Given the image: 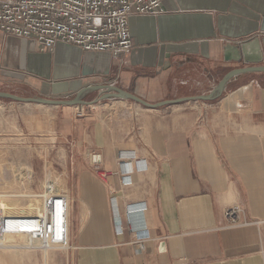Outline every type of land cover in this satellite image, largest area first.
<instances>
[{"label": "crops", "instance_id": "crops-1", "mask_svg": "<svg viewBox=\"0 0 264 264\" xmlns=\"http://www.w3.org/2000/svg\"><path fill=\"white\" fill-rule=\"evenodd\" d=\"M165 7L131 18L133 48L121 55L66 42L42 51L33 39L0 32V91L72 100L95 88L79 105L0 98V180L8 179L9 101L24 104L13 106L24 131L64 134L71 165L81 167L70 192L62 180L53 183L69 200V246L18 249L5 264H264V71L230 78L210 100L147 107L137 118L99 108L120 99L105 98L101 85L151 102L211 94L228 72L249 65L226 60V44L235 51L257 38L264 56V0H167ZM6 195L41 198L43 208L39 192ZM234 205L243 210L238 224L225 214ZM142 232L146 248L138 252Z\"/></svg>", "mask_w": 264, "mask_h": 264}, {"label": "built area", "instance_id": "built-area-1", "mask_svg": "<svg viewBox=\"0 0 264 264\" xmlns=\"http://www.w3.org/2000/svg\"><path fill=\"white\" fill-rule=\"evenodd\" d=\"M166 1L0 0V32L33 39L42 51H53L58 42H66L86 51L127 54L133 48L131 18L163 14ZM84 114V106L79 107L77 117ZM119 156L122 158L124 152L120 151ZM94 171L101 177L107 175L98 165ZM39 195L44 198L41 214L5 215L0 212V238L7 234H22L29 236L28 247L40 250L53 246L67 248L69 200L66 194L54 192L52 182H47ZM242 211L239 205H234L225 214L233 224H238ZM132 213L127 212L129 225ZM146 237L145 232L139 235L138 252L146 248Z\"/></svg>", "mask_w": 264, "mask_h": 264}, {"label": "rangeland", "instance_id": "rangeland-1", "mask_svg": "<svg viewBox=\"0 0 264 264\" xmlns=\"http://www.w3.org/2000/svg\"><path fill=\"white\" fill-rule=\"evenodd\" d=\"M7 103H9L6 111L8 136L4 146H6L5 152L8 155V164L5 166L8 179L0 180V191L5 194L16 192L42 193L47 182H52L53 185L58 178L64 182V192H70L67 185L70 184L71 178L78 179V175L74 174L81 167L71 165L70 156L73 154L67 145L65 135L61 132H49L47 130H37L33 133L24 131L21 126V117L17 109L13 108L14 105L24 106V104H14L10 101ZM105 103L99 107L100 110H105L111 117L115 118H137L142 116L147 108L141 103L124 98ZM39 106L44 108L42 105ZM0 110H4L3 103H0ZM0 167L2 168L1 179L4 166L0 164ZM53 190L54 192H61L57 188L55 190L54 186ZM41 200V198L38 199L39 203H42ZM28 209L27 206L22 208V210Z\"/></svg>", "mask_w": 264, "mask_h": 264}, {"label": "water", "instance_id": "water-1", "mask_svg": "<svg viewBox=\"0 0 264 264\" xmlns=\"http://www.w3.org/2000/svg\"><path fill=\"white\" fill-rule=\"evenodd\" d=\"M230 44L225 45V59L228 61H241L243 58L244 63H248V66L245 67H239L231 70L228 72L220 84L215 88V90L209 94V95H199V96H189V97H180V98H174V99H166L158 102H151L137 94L136 92H131L129 90L123 89L116 85H101L98 88L104 89L106 92L104 94L105 98H112V97H119L124 99H130L133 101H136L138 103L143 104L144 106L148 108H158L162 106H167L171 104H177L186 100H210L214 98L218 93H221L224 91L227 82L230 78L244 73V72H250V71H256L261 70L264 71V65H261L260 63L263 62L264 56L262 51H260V42L257 38L239 43L235 47L236 50H232V47L229 46ZM97 88V89H98ZM89 89H95L94 87L90 86L88 88H84L81 90L76 98L72 100H65V99H49V98H39V97H23L18 96L10 92L6 91H0V98H8L15 101H21V102H38V103H44V104H54V105H79V104H87V100L84 99L85 93Z\"/></svg>", "mask_w": 264, "mask_h": 264}, {"label": "bare ground", "instance_id": "bare-ground-1", "mask_svg": "<svg viewBox=\"0 0 264 264\" xmlns=\"http://www.w3.org/2000/svg\"><path fill=\"white\" fill-rule=\"evenodd\" d=\"M1 175H2V168L0 167V176ZM56 193H62V192H56ZM24 206H27L29 208L28 211L30 213L31 212L33 213L34 211V212H39V214H41L44 210V200H43V208H42L39 206L38 201L35 198L10 196L0 191V212H3L5 215H19L17 214L18 211L20 212ZM29 242H30L29 236L22 234L21 235L7 234L1 237L0 264H5L6 256L10 254H14L15 256L17 251H19L18 249L40 250L35 247H28ZM52 248H57V246L50 247L49 249Z\"/></svg>", "mask_w": 264, "mask_h": 264}]
</instances>
